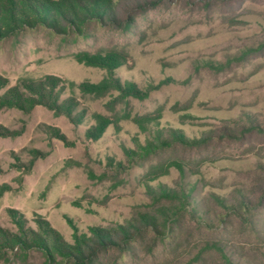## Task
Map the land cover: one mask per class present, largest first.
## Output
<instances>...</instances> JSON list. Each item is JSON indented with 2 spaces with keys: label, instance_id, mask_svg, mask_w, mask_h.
I'll return each mask as SVG.
<instances>
[{
  "label": "rangeland",
  "instance_id": "374dc122",
  "mask_svg": "<svg viewBox=\"0 0 264 264\" xmlns=\"http://www.w3.org/2000/svg\"><path fill=\"white\" fill-rule=\"evenodd\" d=\"M147 1L130 13V27L91 23L78 35L39 26L0 38V76L7 82L0 93L19 78L52 75L60 85L74 84L73 95L86 110L76 124L40 104L0 105V229L17 232V218L33 230L46 221L72 243L92 226L122 223L142 209L149 201L143 175L157 159L129 166L122 147L144 143L148 135L128 114L151 113L159 116L148 124L151 130L173 127L208 137L198 148L161 154L183 159L184 175L171 167L149 182L190 188L198 218L185 219L153 257L126 256L116 264H225L219 252L204 248L213 240L233 264H264V0ZM82 51H114L122 63L110 75L77 61ZM110 77L134 83L140 94L116 104L117 126L89 138L91 113L109 115L106 103L118 91L96 96L77 85ZM69 94L67 87L60 99ZM110 159L128 166H110ZM236 192L254 206L241 219L228 214L222 222L225 210L212 194L231 204ZM117 257L110 252L103 258L109 263ZM0 264L51 263L39 249L13 247L0 249Z\"/></svg>",
  "mask_w": 264,
  "mask_h": 264
},
{
  "label": "trees",
  "instance_id": "16d2710c",
  "mask_svg": "<svg viewBox=\"0 0 264 264\" xmlns=\"http://www.w3.org/2000/svg\"><path fill=\"white\" fill-rule=\"evenodd\" d=\"M133 3L131 10L122 7L121 0H0V38L14 34L23 29L44 27L55 34H68L69 32L82 35L91 23L121 26L125 23L130 27L135 23V15L130 14L147 0H127ZM209 1V0H205ZM136 5V6H135ZM250 49H248L249 51ZM121 55L114 51L87 52L82 51L75 55L77 61L87 65L105 68L111 71L122 63ZM229 60V59H228ZM235 60V59H232ZM231 61V59L229 60ZM208 67L214 65L210 62ZM62 79L47 75L35 79L22 77L14 85L8 86L0 93V105L27 108L40 104L55 109L58 113L66 115L71 122L80 123L86 115L81 102L73 95L74 84L60 85ZM7 86L6 80L0 76V90ZM70 89L71 94L60 99L64 89ZM77 87L83 94L104 96L111 94L112 90L118 91L106 103L110 114L92 112L94 123L86 130V136L97 138L109 124L118 125L122 118L116 110V104L123 102L128 96H137L140 90L132 82L121 83L117 78L110 77L100 83L84 81ZM186 119L189 114L181 115ZM159 116L151 113L130 116L127 118L147 132L144 143L135 141L134 147H122L124 157L129 166L142 165L146 161L157 159L149 163L143 175L145 193L149 201L144 203L142 209H137L124 222L116 223L109 227L92 226L88 235H75L72 243L62 239L60 234L48 222L40 221L38 230L25 228L20 218L16 219L17 232L0 229V249L17 247L20 250L39 249L51 264H116L126 256L132 259L151 258L155 251L171 238L176 228H180L185 219L197 220L196 210L192 207L191 189L183 185L170 187L159 184L154 187L149 184L161 175L169 173L174 167L184 175L185 161L177 156L160 158L161 154L176 148H198L205 144L208 137H189L182 130L169 128H156L151 130L148 124ZM125 118V117H124ZM224 136L231 137V131H225ZM160 158V159H159ZM110 166L125 169L128 165L122 160L110 159ZM264 169V168H261ZM255 194L254 191L251 192ZM264 194V191L261 192ZM235 202L228 204L224 197L212 194L214 202L225 210L221 217L232 214L241 219L245 210L254 206L253 200L240 192L235 193ZM15 216V215H14ZM220 253L225 264H233L224 254L222 247L213 240L204 247ZM116 252L117 260L104 262L105 255Z\"/></svg>",
  "mask_w": 264,
  "mask_h": 264
}]
</instances>
